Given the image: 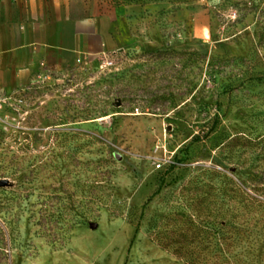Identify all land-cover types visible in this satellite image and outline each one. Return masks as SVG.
Instances as JSON below:
<instances>
[{
    "label": "rangeland",
    "instance_id": "374dc122",
    "mask_svg": "<svg viewBox=\"0 0 264 264\" xmlns=\"http://www.w3.org/2000/svg\"><path fill=\"white\" fill-rule=\"evenodd\" d=\"M158 1L1 109L0 264H264V0Z\"/></svg>",
    "mask_w": 264,
    "mask_h": 264
},
{
    "label": "crops",
    "instance_id": "0c3cea01",
    "mask_svg": "<svg viewBox=\"0 0 264 264\" xmlns=\"http://www.w3.org/2000/svg\"><path fill=\"white\" fill-rule=\"evenodd\" d=\"M146 8L164 7L161 1ZM157 3V6H156ZM145 8V7H144ZM137 2L97 0H0V92L12 95L81 60L153 44L149 19ZM145 8V9H146Z\"/></svg>",
    "mask_w": 264,
    "mask_h": 264
},
{
    "label": "built area",
    "instance_id": "2783aa9c",
    "mask_svg": "<svg viewBox=\"0 0 264 264\" xmlns=\"http://www.w3.org/2000/svg\"><path fill=\"white\" fill-rule=\"evenodd\" d=\"M82 61V60H81ZM12 95H4L0 92V111L4 107L6 103H9L10 99L12 98Z\"/></svg>",
    "mask_w": 264,
    "mask_h": 264
},
{
    "label": "trees",
    "instance_id": "16d2710c",
    "mask_svg": "<svg viewBox=\"0 0 264 264\" xmlns=\"http://www.w3.org/2000/svg\"><path fill=\"white\" fill-rule=\"evenodd\" d=\"M150 1H158V0H150ZM173 1L182 2V1H186V0H173Z\"/></svg>",
    "mask_w": 264,
    "mask_h": 264
}]
</instances>
